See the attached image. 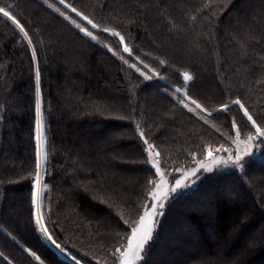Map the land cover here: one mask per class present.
<instances>
[{"label":"trees","instance_id":"1","mask_svg":"<svg viewBox=\"0 0 264 264\" xmlns=\"http://www.w3.org/2000/svg\"><path fill=\"white\" fill-rule=\"evenodd\" d=\"M66 4L99 27L59 0H0L36 49L34 61L23 34L0 15V264H118L113 253L130 233L123 221L134 225L148 201L147 182L158 179L138 132L156 145L172 183L209 148L225 154L233 147V118L240 138L255 137V153L243 167L199 169L191 185L165 201L146 264H264V138L238 106L215 111L239 98L264 127V0ZM105 27L124 36L132 56ZM136 56L159 77L142 68L153 76L144 81L129 67ZM37 67L47 153L40 211L61 248L35 225ZM174 88L213 113L207 125L198 119L202 113L177 103Z\"/></svg>","mask_w":264,"mask_h":264},{"label":"snow or ice","instance_id":"2","mask_svg":"<svg viewBox=\"0 0 264 264\" xmlns=\"http://www.w3.org/2000/svg\"><path fill=\"white\" fill-rule=\"evenodd\" d=\"M59 3L61 5H64L67 9L70 10L71 13L76 14L79 17H82L84 21H87V24L91 26L92 29H97L99 26L91 19H89L88 16L83 15V13L78 12L77 8L73 7L71 4L65 5V0H59ZM57 12H59V9H56ZM0 15L3 17L8 18L13 25L19 30L20 33L23 34V37L26 39L27 44L32 49V58L35 61L36 60V49L35 46L32 44V40L29 37V32L25 29L24 24H21L20 20L17 19L15 15H13L10 11L6 10L5 7H0ZM60 15L64 16L65 14L63 12H60ZM66 19L70 20V22L75 25L78 30L82 33H84L86 36L90 37L91 39H96V37L93 35L92 31H89L87 28L80 27L79 24L76 23V20L71 19V17H65ZM104 33L110 34L112 37H118L119 42L121 45H123L122 51L123 53L129 54V56H132V48L129 47L128 44L124 43V36L120 34V32L116 31L112 28H102L100 29ZM109 51H112L111 48H109ZM115 55V53L113 52ZM120 59L123 60V57L121 56ZM137 63L130 64L129 67L134 69L135 72L139 73V75L143 78L144 81H151L153 79V76H150L147 74L146 71H142L141 69H146L148 71H152L154 76L159 77V74L155 72L154 69H148V66L144 64L143 60H140L138 56L134 57ZM127 63V61H124ZM161 65L165 64V61L159 60L158 61ZM137 64L140 66L138 67ZM36 121H35V140H36V176L34 179V191L32 194V201L33 204H36L37 200V191L35 190L36 186H39L40 183V157H41V148L44 144H46V137L43 134V117L41 113V91H40V72L37 67L36 69ZM183 79L186 81H191L193 77L189 75L188 73L183 74ZM174 93H176L178 96H180V99L177 101V103H180L185 109L188 110V112L197 115V113H202V115H198V119L203 121L204 124H208V120L205 119V116H212V112H209V110L200 103H198L195 99L188 96L186 92L180 88H174ZM187 101L185 103L184 101ZM189 105H193L194 107H189ZM238 106L243 113V116L246 117L247 121H249L252 125V127L255 130L256 137L264 138V127H261L259 124H257V121L253 119L252 115L249 114L248 109L245 107V105L241 102L239 98L232 101L231 104H224L220 108L216 109V112H228L231 107ZM139 128V125H137ZM232 127L235 128L237 139L233 141L234 143H239V128L236 124L235 118L232 119ZM138 137L141 141V146L143 149V153L146 157L145 163L149 164L150 167H154V175H159L161 180L163 179V174L161 173V161L157 159L160 156V152L156 150V145L151 142L147 136L145 135V132L143 130H140L138 132ZM254 139L253 135L250 133L248 135V140L252 141ZM208 156L212 157V150L211 148L208 149ZM45 160L47 159V153L45 152L44 155ZM213 162L220 163L223 162L225 164L229 163L228 160L220 161L219 158L212 157ZM242 156L236 155L235 159L231 161V163L236 164L240 167H243L242 164ZM196 163L198 164V168H193L191 170L192 175H196L199 169H206V165L203 163V161L197 160ZM208 171H211V169H206ZM177 172L181 171L180 169H176ZM198 178V177H197ZM148 186L150 187V191L148 192V201L144 204L143 210L138 216V219L135 221L134 225H130L127 220L123 221L125 225H128L130 228V233L126 234L125 237H123L124 240H126V244H122L121 247L117 248L115 252L113 253V257L118 260V264H146V258L148 256L151 242L154 241V231L159 226V219L161 215H163L162 209L164 208V201L169 200L172 196V194H176L178 189H181L183 187H188V184H182L180 180H175L174 185L167 191H162L160 184L156 180H149L147 182ZM44 187H47V185H44ZM42 216L38 213L35 215V225L37 226V230L41 233H47L46 238L57 248H61L62 246L57 244L55 239L51 236V234L48 231V228L45 226H41ZM26 251L30 252V255L35 257L37 260H40V257L31 250L26 249ZM118 254V256H117ZM2 255V254H0Z\"/></svg>","mask_w":264,"mask_h":264},{"label":"rangeland","instance_id":"3","mask_svg":"<svg viewBox=\"0 0 264 264\" xmlns=\"http://www.w3.org/2000/svg\"><path fill=\"white\" fill-rule=\"evenodd\" d=\"M236 139L237 138H235L233 141H235ZM254 139H255V137H254ZM254 139L252 141H249L248 138L242 139L239 137V143L237 144V143L233 142V147L231 149H228L225 154L212 152V157L219 158L220 161L228 160L229 163H227V164H230L231 161L235 159L236 155H240V156H242V158H244L245 156H248V155H252L255 153V151H254ZM43 148H44V145L41 148L40 162L43 161V153H44ZM212 157H209L208 152H207V154L205 155V158L203 160H200V161H203V163L206 165V169H212L217 164H225L223 162H220V163L213 162ZM193 168H198V164L192 168L182 170L180 175L175 180H180L182 184L186 183V184H188V186L191 185L195 179V175H192V173H191V170ZM206 169H203V170H206ZM161 173L163 174V179L161 180L160 176L157 175L158 176L157 182L160 184L162 191H167L174 185L175 180H174V182L170 183V181L168 180L167 176L165 175L162 167H161ZM36 191L38 194H40V186H37ZM164 203H165V201H164ZM35 206H36V214L38 213L39 215H41L40 205H38V206L35 205ZM41 226H44L42 221H41ZM44 234L46 237L47 233H44Z\"/></svg>","mask_w":264,"mask_h":264},{"label":"water","instance_id":"4","mask_svg":"<svg viewBox=\"0 0 264 264\" xmlns=\"http://www.w3.org/2000/svg\"><path fill=\"white\" fill-rule=\"evenodd\" d=\"M43 159H44V153H43ZM35 205H37V206L40 205V194L37 195V200H36V204Z\"/></svg>","mask_w":264,"mask_h":264}]
</instances>
